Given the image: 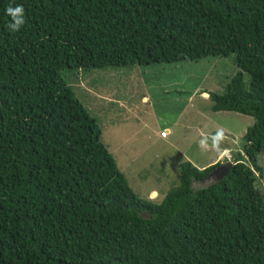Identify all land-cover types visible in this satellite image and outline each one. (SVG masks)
Returning <instances> with one entry per match:
<instances>
[{
  "label": "trees",
  "instance_id": "1",
  "mask_svg": "<svg viewBox=\"0 0 264 264\" xmlns=\"http://www.w3.org/2000/svg\"><path fill=\"white\" fill-rule=\"evenodd\" d=\"M229 54L209 107L252 118L241 152L203 187L218 162L182 161L159 202L139 198L61 72ZM261 152L264 0H0V264H264Z\"/></svg>",
  "mask_w": 264,
  "mask_h": 264
},
{
  "label": "rangeland",
  "instance_id": "2",
  "mask_svg": "<svg viewBox=\"0 0 264 264\" xmlns=\"http://www.w3.org/2000/svg\"><path fill=\"white\" fill-rule=\"evenodd\" d=\"M233 57L229 54L205 56L195 61L63 70L61 75L71 86L75 97L95 117L101 130L100 141L108 146L132 191L141 199L159 202L167 190L178 185L180 162L189 161L198 167L197 164L206 163L213 157L211 151L218 152L211 144V136L218 130L224 134L219 148L226 149L230 160L235 152H241L242 135L252 123V118L233 111L213 112L208 98L211 92L222 94L229 79L238 70ZM243 83L245 86L248 83L245 73ZM95 93L103 98L94 96ZM138 93H146L149 100L142 104L147 114L145 125L140 120L144 116L142 111L127 110L124 122L120 119L125 112L115 114L117 117L111 114L113 106H122L119 102L124 99L136 102ZM106 94L112 95L113 99L105 101ZM188 107L192 109L191 121L184 118L189 115ZM155 115L160 120L155 119ZM188 124L192 125V135L185 133ZM160 125L174 127L168 146L150 142L151 128L154 131ZM197 128L202 131L199 138ZM205 136L209 138L208 148L201 149L198 144ZM220 156L211 163L227 160ZM256 163L261 170L257 173L255 186L264 193V152L258 153ZM212 181H215V176L209 175L200 181H193L191 186L199 188Z\"/></svg>",
  "mask_w": 264,
  "mask_h": 264
},
{
  "label": "crops",
  "instance_id": "3",
  "mask_svg": "<svg viewBox=\"0 0 264 264\" xmlns=\"http://www.w3.org/2000/svg\"><path fill=\"white\" fill-rule=\"evenodd\" d=\"M139 94V93H138ZM107 96H104V99H105V101H108V99H113L112 98V95H108V94H106ZM94 96H97V97H100V98H103V97H101V96H99L97 93H95L94 94ZM190 96V95H189ZM189 96H188V98H189ZM148 97H147V95H146V93H143V94H139V96H138V98L136 99V102H131V101H129V100H127V99H124V100H122L121 102H119V104H121L122 106H113V112L111 113L114 117H117V116H115V114H119V112H125V114H124V117H122V119H120L122 122H124V121H126V115H127V110H129V111H132V112H135V111H142V114H144V116L143 117H141V121H142V125H145L146 123H145V117L147 116V114L144 112V109L142 108V104L144 103V102H146V103H148ZM131 104H134V105H139V107L138 108H136V107H134V106H132ZM124 105V106H123ZM118 112V113H117ZM188 112H189V115H185L184 116V118L185 119H187V120H189V121H191V116H192V109L190 108V107H188ZM217 112H219V111H217ZM120 115V114H119ZM198 115L199 116H201V114H200V112H198ZM202 117V116H201ZM155 119H157V120H160V118L157 116V115H155ZM203 119H205V118H203ZM202 119V120H203ZM162 120H164V118L162 119ZM139 122V121H138ZM163 128H166L167 130H168V135L166 136V137H164V138H162V137H159V135H158V131L159 130H161V129H163ZM172 132H174V127H168V126H162L161 127V125L159 126V129H157V130H154L153 131V129L151 128V135H150V137H149V139H150V142H153V143H155V144H157V143H160V145H167L168 146V144H170L171 143V141H172V139H171V137H170V133H172ZM185 133L188 135V134H191L192 135V125L191 124H188V125H186L185 126ZM198 136V138H199V136L202 134V131L201 130H199L198 128H197V133H196ZM172 136V135H171ZM191 138V137H190ZM189 138V139H190ZM195 139V138H194ZM197 139V138H196ZM184 141H186V140H184ZM199 145V144H198ZM106 148H107V150H108V146H106ZM212 152V155H213V157H211L206 163H201V164H197V163H195V164H197L198 165V167H196V168H198V169H201V168H203V167H205V166H208V165H211V164H214V163H211V162H213V160L214 159H219L218 158V156L221 154H223V153H225L226 152V149H221V148H219V151L218 152H213V151H211ZM217 162V161H216ZM193 165V164H192ZM154 192V191H153Z\"/></svg>",
  "mask_w": 264,
  "mask_h": 264
},
{
  "label": "clouds",
  "instance_id": "4",
  "mask_svg": "<svg viewBox=\"0 0 264 264\" xmlns=\"http://www.w3.org/2000/svg\"><path fill=\"white\" fill-rule=\"evenodd\" d=\"M6 14L10 17L11 22L9 23L8 27L11 31H18L25 23L24 18V8L22 5H16L15 7L9 5L6 10ZM223 131L218 130L215 135L211 136V144L214 149L219 151V144L223 140ZM208 137L205 136L203 139L199 141V145L201 149L208 148ZM228 152L223 153L220 157L224 156L228 161L232 163L231 156L227 154ZM229 157L227 158V156ZM156 194V193H155Z\"/></svg>",
  "mask_w": 264,
  "mask_h": 264
},
{
  "label": "water",
  "instance_id": "5",
  "mask_svg": "<svg viewBox=\"0 0 264 264\" xmlns=\"http://www.w3.org/2000/svg\"><path fill=\"white\" fill-rule=\"evenodd\" d=\"M231 164L232 163L230 161H228V160L223 161V162H219L216 165V167L213 168V170L211 171V173L209 175L210 176L214 175L215 176V180H218L220 177L224 176L227 173V171H228L229 167L231 166ZM152 193L155 194V192H152Z\"/></svg>",
  "mask_w": 264,
  "mask_h": 264
},
{
  "label": "built area",
  "instance_id": "6",
  "mask_svg": "<svg viewBox=\"0 0 264 264\" xmlns=\"http://www.w3.org/2000/svg\"><path fill=\"white\" fill-rule=\"evenodd\" d=\"M158 135L159 137H166L168 135V130L166 128H163L161 130L158 131ZM229 157V155L227 156V158Z\"/></svg>",
  "mask_w": 264,
  "mask_h": 264
},
{
  "label": "bare ground",
  "instance_id": "7",
  "mask_svg": "<svg viewBox=\"0 0 264 264\" xmlns=\"http://www.w3.org/2000/svg\"><path fill=\"white\" fill-rule=\"evenodd\" d=\"M153 194V193H152ZM153 195H155V194H153Z\"/></svg>",
  "mask_w": 264,
  "mask_h": 264
}]
</instances>
